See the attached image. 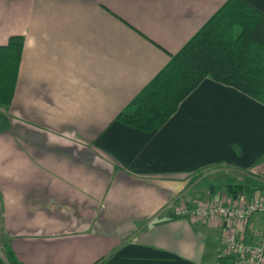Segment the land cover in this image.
Wrapping results in <instances>:
<instances>
[{
	"label": "crops",
	"instance_id": "obj_1",
	"mask_svg": "<svg viewBox=\"0 0 264 264\" xmlns=\"http://www.w3.org/2000/svg\"><path fill=\"white\" fill-rule=\"evenodd\" d=\"M225 2L0 0V45L24 38L0 107V245L20 264H217L228 222L169 206L237 203L191 181L212 165L264 179V105L206 78L153 132L115 117Z\"/></svg>",
	"mask_w": 264,
	"mask_h": 264
},
{
	"label": "trees",
	"instance_id": "obj_2",
	"mask_svg": "<svg viewBox=\"0 0 264 264\" xmlns=\"http://www.w3.org/2000/svg\"><path fill=\"white\" fill-rule=\"evenodd\" d=\"M233 30L238 31L235 37H232ZM23 43L22 36L12 35L6 44L0 45V107L4 109L9 107L14 95ZM206 78L230 86L264 105V12L242 0H226L176 53L170 54L168 62L115 120L142 132H153L168 121L179 104ZM218 166L222 164L193 172L191 181L201 180L209 168ZM207 185L210 193L223 190L231 199L248 203L261 198L258 193L264 190V179ZM255 213L243 226L246 227ZM246 240L260 244L264 242V235L258 242ZM0 250V264H20L8 243L2 242ZM230 262V256L219 254L216 258L217 264Z\"/></svg>",
	"mask_w": 264,
	"mask_h": 264
},
{
	"label": "built area",
	"instance_id": "obj_3",
	"mask_svg": "<svg viewBox=\"0 0 264 264\" xmlns=\"http://www.w3.org/2000/svg\"><path fill=\"white\" fill-rule=\"evenodd\" d=\"M169 207L175 215H188L215 221L226 219L230 227L220 237V255L230 256L231 262L229 264H264V242L260 244L249 243L244 236H240L236 232V229L242 228L253 213L264 212V197L248 203L237 202L235 204L199 199L191 206L186 204L173 206L170 204Z\"/></svg>",
	"mask_w": 264,
	"mask_h": 264
},
{
	"label": "rangeland",
	"instance_id": "obj_4",
	"mask_svg": "<svg viewBox=\"0 0 264 264\" xmlns=\"http://www.w3.org/2000/svg\"><path fill=\"white\" fill-rule=\"evenodd\" d=\"M239 30V29H238ZM238 31L233 30L232 31V37H235L237 35ZM221 168V167H219ZM208 170H211V168H209ZM224 171V170H223ZM225 172V171H224ZM263 177H264V173H260ZM219 175V176H218ZM203 178L201 179V181L199 182V187L198 188H206L207 189V184L212 183V184H217V183H221V184H225L227 181V176L225 175H221L219 173H212V174H207L205 173L204 176H202ZM258 222H261L263 219L260 216H257ZM264 222V220L262 221V223ZM253 234H249L250 239H254L256 242L261 241L264 235V227L259 226L258 229H255L254 231H252ZM255 233V234H254ZM240 236H245V234H241L240 232ZM248 240H250L249 238H246ZM1 252V250H0Z\"/></svg>",
	"mask_w": 264,
	"mask_h": 264
}]
</instances>
